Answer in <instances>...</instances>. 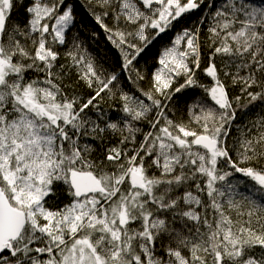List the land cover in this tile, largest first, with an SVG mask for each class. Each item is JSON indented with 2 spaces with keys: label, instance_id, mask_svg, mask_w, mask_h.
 I'll return each mask as SVG.
<instances>
[{
  "label": "snow or ice",
  "instance_id": "1",
  "mask_svg": "<svg viewBox=\"0 0 264 264\" xmlns=\"http://www.w3.org/2000/svg\"><path fill=\"white\" fill-rule=\"evenodd\" d=\"M0 264H264V0H0Z\"/></svg>",
  "mask_w": 264,
  "mask_h": 264
},
{
  "label": "trees",
  "instance_id": "2",
  "mask_svg": "<svg viewBox=\"0 0 264 264\" xmlns=\"http://www.w3.org/2000/svg\"><path fill=\"white\" fill-rule=\"evenodd\" d=\"M73 2L75 3L76 0H73ZM80 3L82 4L83 3V0H80ZM77 8H78V10H77V20H78V22L81 25L85 26L86 30H89L90 31L91 29L96 28L97 31H100L98 29V27L95 25V23L92 20V18L90 17V15L87 13V11L83 7H79V5L77 6ZM100 47L102 49H107L108 50L110 60H115V58L118 55L117 52H116V50L113 49L111 47V45H109L103 38H101ZM158 48H159V45H157L156 47H154L152 49V51L149 52L148 56L146 57V60L148 61L149 70L151 69V65L154 62V56H155L156 51H157ZM144 66H145V62H144V60H142L140 62V67L143 68ZM105 107H107V106H105ZM112 111L115 112L116 109H113ZM250 115H252V114H250ZM245 119H246L245 117H242L241 118V122H244Z\"/></svg>",
  "mask_w": 264,
  "mask_h": 264
}]
</instances>
